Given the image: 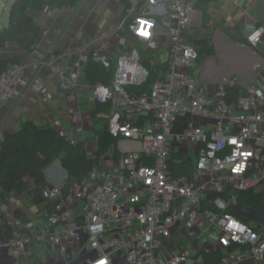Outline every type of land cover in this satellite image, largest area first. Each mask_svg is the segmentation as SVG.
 Instances as JSON below:
<instances>
[{
  "label": "built area",
  "instance_id": "1",
  "mask_svg": "<svg viewBox=\"0 0 264 264\" xmlns=\"http://www.w3.org/2000/svg\"><path fill=\"white\" fill-rule=\"evenodd\" d=\"M127 16L131 22L118 33L125 52L113 78L88 86L96 103L110 104L105 115L121 158L111 152L107 165L94 167L82 181L65 173L41 186L37 197L44 207L38 225L0 202L7 229L0 235V251L9 249L12 264L33 263L39 245L48 257L64 259L63 264H197L203 262L202 252L194 254L200 239L206 250L238 245L249 257L261 259L264 225L249 224L226 210L232 208L236 190L264 192V86L250 84L231 100L227 87L243 90L233 77L207 82L193 75L199 61L193 0H131ZM263 35L264 26H259L247 44L257 47ZM139 44L148 53L147 63ZM89 62L113 65L100 51L73 60L51 51L46 59L67 94L74 122L82 118L74 106ZM23 74L22 63H12L0 74V107L19 98ZM151 75L149 89L136 92ZM142 116L148 119L139 123ZM125 143L133 146L123 147ZM174 151L194 159L191 175L174 176ZM212 193L229 195L219 211L202 207L204 201L216 204L208 198Z\"/></svg>",
  "mask_w": 264,
  "mask_h": 264
},
{
  "label": "crops",
  "instance_id": "2",
  "mask_svg": "<svg viewBox=\"0 0 264 264\" xmlns=\"http://www.w3.org/2000/svg\"><path fill=\"white\" fill-rule=\"evenodd\" d=\"M0 1L4 10L8 11L6 17L2 15V22H0V28H4L8 26L10 10L16 0ZM193 1L196 2V0ZM130 3L131 0H76L70 5L50 6L42 11L26 9V12L41 27V34L32 52L13 42L12 45L9 43L5 45L7 48H0V61L4 58L16 57L24 65L23 79L25 81L19 98L13 104L0 107V147L6 132H17L24 122L34 121L41 125H52L56 130L64 133L72 143H85L89 156L95 154L97 133L102 127H98L99 123L93 116L98 105L93 100L88 87L91 84L83 82L84 79L81 80L85 87L79 92L78 102L74 107L81 113L82 118L74 122L69 113L67 94L58 86L46 59L51 51L65 54L69 60L85 52L100 51L107 54L116 64L125 52L118 45V33L124 32L121 29L122 24L127 17H130L127 16ZM205 16H207V25L204 24ZM259 24L264 26V0H211L206 13L196 8L195 28L208 32L209 26L215 29L212 43L216 49V55L205 58L201 63L198 62V68L193 75L207 82H221L233 77L244 91L250 84L264 86V35L258 46L253 48L256 54L246 51L249 53L248 57L240 53L245 51L239 48L240 44L244 43L238 41L247 40V36L252 34ZM99 117L106 118V115L100 113ZM128 146L133 144H123V147ZM105 162L107 165V160ZM65 173L66 170L59 164H52L46 170V178L50 182H57ZM33 182L32 177L26 179L29 188ZM254 191L262 192L261 188ZM1 192L0 189V194ZM233 201L236 204L235 198ZM3 204L8 206L9 211L16 212L24 219H35L37 225L40 223L36 217L44 207V202L37 195L13 194L9 203ZM0 213H2L1 209ZM249 221L253 225H258L251 219ZM6 234L7 229L0 219V235ZM200 241L202 240L198 239L196 242L197 248L194 254L208 251L202 248L204 242L201 244ZM216 249L219 248L209 250ZM37 251L34 262L31 264H63L65 262L62 258L56 260L48 257L44 245H39ZM226 255H228L226 264H264V256L255 260L237 247L227 250ZM0 264H12L9 249L0 251Z\"/></svg>",
  "mask_w": 264,
  "mask_h": 264
},
{
  "label": "trees",
  "instance_id": "3",
  "mask_svg": "<svg viewBox=\"0 0 264 264\" xmlns=\"http://www.w3.org/2000/svg\"><path fill=\"white\" fill-rule=\"evenodd\" d=\"M76 0H16L10 10L8 26L0 28V48L8 43H16L21 48L32 52L36 47L37 39L41 34V27L34 21L26 9L42 11L50 6H64L73 4ZM211 0H196L195 7L207 12ZM207 16L204 24L207 25ZM262 24H259V26ZM246 44L247 40H238ZM193 43L199 50V63L207 57L216 55V49L206 35L193 39ZM140 46V44H139ZM144 52V51H143ZM264 56V53H263ZM143 61L147 63L148 53H143ZM113 62V61H112ZM12 63H20L16 57L4 58L0 61V74ZM116 64L111 68H105L94 62L86 66L82 79L87 84L110 83L113 78ZM154 76L151 75L148 82L134 88L136 92L147 90ZM239 88L227 87L230 99L238 94L245 93ZM98 107L93 114L95 121H104L101 130L97 133V150L93 156H89L85 143H72L64 134L56 130L52 125H41L34 121H26L17 132H6L0 147V189L4 194L0 197L3 203H9L13 194L23 196L38 195L41 186L48 184L46 170L55 161L59 160L61 166L71 180L82 181L96 166H106L102 160L106 154L114 153L116 159H120L122 152L117 148L118 138L110 134L108 129V118L99 117L100 113L109 114L110 104L97 103ZM148 118L142 116L138 122L142 123ZM196 167L194 159L185 160L183 152L174 151L171 159V169L174 176L179 174L191 175ZM32 177L34 182L29 188L26 179ZM229 197V195H226ZM225 196V197H226ZM232 196V195H231ZM236 204L242 207L254 208L264 215V192L257 193L253 189L236 190L233 193ZM226 197V198H227ZM203 206L211 207L219 211L216 204H208L204 201ZM235 214L239 219L252 224L246 216L235 213L232 208L226 210ZM253 225V224H252ZM238 245H232L227 250H233ZM244 248V247H243ZM227 251L221 249L203 251V262L197 264H223ZM180 264H186L182 262Z\"/></svg>",
  "mask_w": 264,
  "mask_h": 264
},
{
  "label": "water",
  "instance_id": "4",
  "mask_svg": "<svg viewBox=\"0 0 264 264\" xmlns=\"http://www.w3.org/2000/svg\"><path fill=\"white\" fill-rule=\"evenodd\" d=\"M131 20H132L131 17H127L124 20L122 27H121V29L123 31H126L128 24L131 22ZM214 31H215L214 27L209 26V32H208L207 38L211 42H212V39L214 37ZM127 38L130 39L135 44H138V42H139L138 38L136 36H134L132 33H127ZM239 48L241 50L250 51V52L256 54V51L248 45L240 44ZM50 54H51V52H49L48 56ZM3 196H4V194L1 192L0 197H3ZM208 198L210 200L214 201L220 208H223L228 202V198H226L221 193H212L208 196ZM232 209L235 213L245 215L249 219L255 221L258 224V227H262L264 225V215L262 213L258 212L256 209L242 207V206H239L237 204H233Z\"/></svg>",
  "mask_w": 264,
  "mask_h": 264
},
{
  "label": "rangeland",
  "instance_id": "5",
  "mask_svg": "<svg viewBox=\"0 0 264 264\" xmlns=\"http://www.w3.org/2000/svg\"><path fill=\"white\" fill-rule=\"evenodd\" d=\"M8 14V11L7 10H4V7H3V5H2V1H0V22H2L1 21V18H2V15H4L5 17H6V15ZM207 33H208V31H205V30H203V31H200V30H197L196 28H195V30H194V37H200V35H207ZM9 44H13V43H9ZM127 47H129L128 45H127ZM2 48H7V46H4V47H2ZM137 48H138V50L141 52V53H144L143 51H145V47L144 46H142V45H137ZM4 50V49H3ZM2 50V51H3ZM195 70L196 69H193V71H192V73L194 74V72H195ZM103 123H105L104 121H101L99 124H98V127L99 128H101L102 127V125H103ZM110 154V153H109ZM109 154H106V156H104V158L102 159V160H107L108 159V157H110V155ZM93 156V155H92ZM106 163V162H105ZM106 165V164H105ZM206 236H208V234H205ZM211 240L212 241H215V238L214 237H211ZM201 242V244H203V242H204V240H202V241H200Z\"/></svg>",
  "mask_w": 264,
  "mask_h": 264
},
{
  "label": "bare ground",
  "instance_id": "6",
  "mask_svg": "<svg viewBox=\"0 0 264 264\" xmlns=\"http://www.w3.org/2000/svg\"><path fill=\"white\" fill-rule=\"evenodd\" d=\"M240 53H241L242 55H244L245 57H248V56H249V53L246 52V51H240Z\"/></svg>",
  "mask_w": 264,
  "mask_h": 264
}]
</instances>
